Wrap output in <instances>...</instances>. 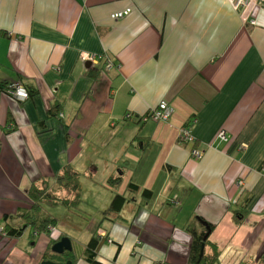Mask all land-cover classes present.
Instances as JSON below:
<instances>
[{
  "label": "crops",
  "instance_id": "1",
  "mask_svg": "<svg viewBox=\"0 0 264 264\" xmlns=\"http://www.w3.org/2000/svg\"><path fill=\"white\" fill-rule=\"evenodd\" d=\"M19 78L36 94L0 93V220L66 166L95 192L75 213L47 210L50 238L0 236V264H40L60 237L89 264L94 234L103 264H190L196 216L213 226L216 264H264V0H0V80ZM162 101L171 126L146 118Z\"/></svg>",
  "mask_w": 264,
  "mask_h": 264
},
{
  "label": "trees",
  "instance_id": "2",
  "mask_svg": "<svg viewBox=\"0 0 264 264\" xmlns=\"http://www.w3.org/2000/svg\"><path fill=\"white\" fill-rule=\"evenodd\" d=\"M16 85V86H14ZM21 86L26 89L28 93V99L32 98L36 91L28 84L24 83L19 78L16 83H7L0 80V93H5L11 96L12 89ZM27 99V100H28ZM58 111V108H51L50 113ZM194 122H192L193 124ZM182 127H186L190 130V126L187 124ZM80 174L66 166L60 173L53 175L51 178H45L44 180L36 183H32L28 197L32 202L29 209H22L13 217H4L0 220V236L8 238H19L24 235L25 230L30 228L32 236L38 237L39 235L50 236V228H53L59 221L55 219L48 209L62 208L68 213H75L82 204ZM112 185V184H111ZM127 193L137 194L141 193L143 201H147L152 197V193L149 190L141 189L135 183H129L126 185ZM127 201L125 195H115L112 199L108 212L117 214L122 209L123 205ZM246 201L245 204L246 205ZM236 217H242L240 213ZM106 219V217H105ZM242 218L239 220L236 218V223L240 224ZM2 222V223H1ZM192 236V243L190 247V264H216L218 252L214 249L213 253L209 256L206 255L205 249L209 244V235L213 229V226L206 223L201 217H195V224L189 225L187 228ZM208 234V236H207ZM207 236L205 239L204 237ZM61 239V237H60ZM59 238L51 242V245L60 240ZM105 238V235L101 237L94 234L91 239L86 243L83 248L82 256L89 264H103L97 260V254L101 246V241ZM204 244V254L199 260V254L201 246ZM72 251L65 252L64 254L57 255L50 251V248L45 252L43 261L51 260L54 262H67L74 263V257ZM112 264H116L113 262Z\"/></svg>",
  "mask_w": 264,
  "mask_h": 264
},
{
  "label": "built area",
  "instance_id": "3",
  "mask_svg": "<svg viewBox=\"0 0 264 264\" xmlns=\"http://www.w3.org/2000/svg\"><path fill=\"white\" fill-rule=\"evenodd\" d=\"M227 1H228V3H230L232 8H234L235 10L241 8L246 3V0H227ZM129 13H130V9H126L122 12L113 14L111 16V18L112 19H119V18L126 16ZM83 59L86 61L94 62L95 56L93 54L86 53V54H83ZM105 68L107 70L111 68V61L110 60H106ZM14 86H16V85H14ZM11 96L20 100V101H25L28 99V93L26 92V89L24 87H21V86L15 87L14 90L12 89ZM172 114H173V108L170 105H168V103L162 101L159 103V105L156 108L152 109L149 112V115L146 118H148V119L150 118L154 121L162 122L165 125L171 126L169 120H170V117ZM146 118L145 119L143 118V119L146 120ZM179 137L183 143L194 142V140H195L192 137L190 130L186 127H180L179 128ZM215 138L219 139L221 141H224V142H226L228 140V137H227L224 130H219L216 133ZM201 155H202L201 151H198L196 149L191 150V156L192 157L199 159L201 157ZM99 236L101 237L102 234H100Z\"/></svg>",
  "mask_w": 264,
  "mask_h": 264
},
{
  "label": "water",
  "instance_id": "4",
  "mask_svg": "<svg viewBox=\"0 0 264 264\" xmlns=\"http://www.w3.org/2000/svg\"><path fill=\"white\" fill-rule=\"evenodd\" d=\"M90 63H87V67H89ZM208 236V234H207ZM205 236L204 239L207 237ZM72 250L70 240L66 237H62L59 241L55 242L51 248L50 251L53 254L61 255L64 254L65 252H69ZM204 254V244L201 246L200 254H199V260L202 258ZM40 264H71V261L67 262H54L51 260H45L42 261Z\"/></svg>",
  "mask_w": 264,
  "mask_h": 264
},
{
  "label": "rangeland",
  "instance_id": "5",
  "mask_svg": "<svg viewBox=\"0 0 264 264\" xmlns=\"http://www.w3.org/2000/svg\"><path fill=\"white\" fill-rule=\"evenodd\" d=\"M249 3V0H246V3L242 6V7H244V6H246L247 4ZM230 4V3H229ZM232 7V6H231ZM234 9V8H233ZM240 9V8H239ZM235 10V9H234ZM251 24L252 25H254L255 24V22H251ZM83 54H86V53H83ZM228 141V140H227ZM226 141V142H227ZM224 142V141H223ZM89 180V179H88ZM84 185H85V187H84ZM84 185H81V193H82V199L83 200H89V199H91L90 197H87L88 195H89V193H94L95 191H93L91 188H86L87 186H86V184H84ZM127 185V184H126ZM82 189H84L83 191H82ZM2 223V222H1ZM33 234H32V231L30 230V228H27L26 230H25V233H24V238H23V240H25L26 242L28 241V240H30V244L32 245L34 242H38V240H37V238L38 237H36V236H32ZM26 237H28L29 239H26ZM59 241V240H58ZM34 245V244H33ZM53 245V244H52Z\"/></svg>",
  "mask_w": 264,
  "mask_h": 264
}]
</instances>
